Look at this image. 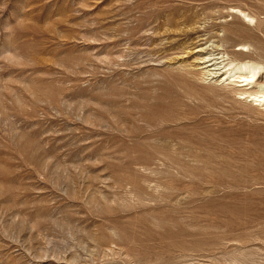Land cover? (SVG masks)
<instances>
[{
  "label": "rangeland",
  "instance_id": "1",
  "mask_svg": "<svg viewBox=\"0 0 264 264\" xmlns=\"http://www.w3.org/2000/svg\"><path fill=\"white\" fill-rule=\"evenodd\" d=\"M263 90L264 0H0V264H264Z\"/></svg>",
  "mask_w": 264,
  "mask_h": 264
},
{
  "label": "bare ground",
  "instance_id": "2",
  "mask_svg": "<svg viewBox=\"0 0 264 264\" xmlns=\"http://www.w3.org/2000/svg\"><path fill=\"white\" fill-rule=\"evenodd\" d=\"M245 16H246V15H245ZM246 18H247V17H246ZM244 65H245V64H244ZM246 65H247V64H246ZM248 66H249V65H248ZM250 67H251V66H250ZM247 68H248V67L243 68V69H237V70L233 73V75L230 76V78H238V79L242 82V84L244 83L242 86H246V87H247L249 84H250V85H253L254 83L252 84L251 80L253 79L254 76H256V78H257V74H256V72H257L256 70H257V69L251 70V68H249V69H247ZM255 68H256V67H255ZM258 69H259V68H258ZM231 70H232V69H231ZM231 70H230V71H231ZM259 70H261V69H259ZM259 70H258V71H259ZM237 72H244L245 75H242V76H241L240 73H237ZM228 73H229V72H228ZM229 74H230V73H229ZM255 74H256V75H255ZM258 74H260V72H259ZM224 78H225V77H224ZM226 80H228V79H226ZM252 81H253V80H252ZM235 82H236V81H235ZM241 82H240V83H241ZM250 82H251V83H250ZM248 87H250V86H248ZM255 88L257 89V87H255ZM256 89H255V90H256ZM244 91H245V90H244ZM246 91H247V90H246ZM246 91H245V92H246ZM263 91H264V90H263ZM245 92H244V93H245ZM256 92H257V90H256ZM247 93H248V92H246V94H247ZM249 93H250V92H249ZM253 94H254V93H253ZM255 94H256V93H255ZM260 94H261V92H260ZM241 95H243V94H241ZM258 95H259V94H258ZM250 96H251V95H250ZM254 96H255V95H254ZM256 97H257V96H256ZM262 97H264V93H262ZM260 98H261V97H260ZM258 99H259V98H258ZM258 99H257V100H258ZM258 101H259V100H258ZM255 102H256V101H255Z\"/></svg>",
  "mask_w": 264,
  "mask_h": 264
}]
</instances>
